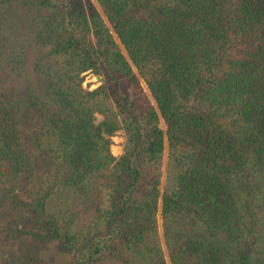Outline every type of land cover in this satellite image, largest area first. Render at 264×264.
I'll return each mask as SVG.
<instances>
[{
    "label": "trees",
    "instance_id": "obj_1",
    "mask_svg": "<svg viewBox=\"0 0 264 264\" xmlns=\"http://www.w3.org/2000/svg\"><path fill=\"white\" fill-rule=\"evenodd\" d=\"M22 255L264 264V0H0V264Z\"/></svg>",
    "mask_w": 264,
    "mask_h": 264
},
{
    "label": "rangeland",
    "instance_id": "obj_2",
    "mask_svg": "<svg viewBox=\"0 0 264 264\" xmlns=\"http://www.w3.org/2000/svg\"><path fill=\"white\" fill-rule=\"evenodd\" d=\"M142 86L144 87L143 82L141 81ZM82 86L86 87L89 86V88H92L94 86H96V78L94 76H91L90 74L86 73L84 75V79L82 82ZM161 126L162 123H160ZM123 140H124V134L123 132L120 131H116L113 135L110 136V145H109V149L110 152L112 153V155L117 156L122 152V144H123ZM163 162H164V156H163ZM160 224V220L158 218V227ZM160 228V227H159ZM23 239H17V241L15 242H10L9 247L4 248L7 252L10 251L12 252L11 254L13 255V251L14 252H18V253H24V251H29L31 252L32 249H35V247H33V245H30L31 247H28L25 245V243L22 242ZM9 253V252H8ZM13 259V260H12ZM19 259L16 256H13V258L11 257V261L8 264H43L41 260H39L38 258H36V260H23V255L21 258V263H19ZM16 262V263H15ZM23 262V263H22Z\"/></svg>",
    "mask_w": 264,
    "mask_h": 264
},
{
    "label": "water",
    "instance_id": "obj_3",
    "mask_svg": "<svg viewBox=\"0 0 264 264\" xmlns=\"http://www.w3.org/2000/svg\"><path fill=\"white\" fill-rule=\"evenodd\" d=\"M97 79V77H95Z\"/></svg>",
    "mask_w": 264,
    "mask_h": 264
}]
</instances>
